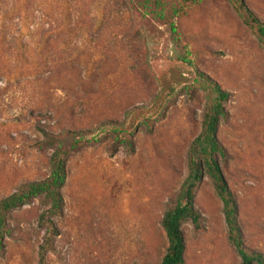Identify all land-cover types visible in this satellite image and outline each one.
I'll list each match as a JSON object with an SVG mask.
<instances>
[{"label": "rangeland", "instance_id": "1", "mask_svg": "<svg viewBox=\"0 0 264 264\" xmlns=\"http://www.w3.org/2000/svg\"><path fill=\"white\" fill-rule=\"evenodd\" d=\"M244 1L264 24V0ZM175 24L173 35L136 0H0V202L51 176L43 131L80 142L63 215L43 198L10 213L0 264H161L162 222L214 99L200 74L230 94L219 163L245 245L264 255V40L237 0H204ZM195 209L185 264H242L207 176Z\"/></svg>", "mask_w": 264, "mask_h": 264}, {"label": "trees", "instance_id": "2", "mask_svg": "<svg viewBox=\"0 0 264 264\" xmlns=\"http://www.w3.org/2000/svg\"><path fill=\"white\" fill-rule=\"evenodd\" d=\"M142 10L165 22L173 35L177 34L175 21L191 6L203 3L204 0H136ZM245 21L257 31L264 40V24L249 10L244 0H237ZM212 88L214 99L204 116L201 135L194 141L189 152V177L182 188L177 204L167 212L162 226L169 241V248L161 264H185L186 241L182 225L190 222L196 231H201L203 217L195 209V191L207 176L214 184L223 203L226 224L229 230V241L242 260V264H264V255L247 249L238 222V206L235 196L225 180L220 158H226V151L218 139L222 121L229 115L225 104L230 94L210 78L200 74ZM46 145L53 150L51 157L52 173L48 180L24 185L17 193L0 202V250L4 248L6 237L11 234L8 226V215L30 204L37 198H43L49 206L51 217H60L64 211L62 189L67 180V161L71 153L78 149L79 141L69 146L66 139L56 138L43 131ZM75 135V134H70ZM122 145L134 152V143L130 140L120 141ZM45 258L42 253L41 262Z\"/></svg>", "mask_w": 264, "mask_h": 264}]
</instances>
